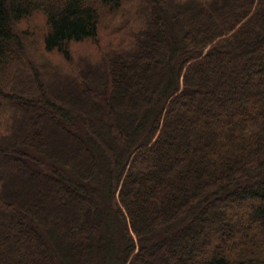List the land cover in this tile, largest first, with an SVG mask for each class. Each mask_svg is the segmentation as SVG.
<instances>
[{
  "label": "trees",
  "instance_id": "trees-1",
  "mask_svg": "<svg viewBox=\"0 0 264 264\" xmlns=\"http://www.w3.org/2000/svg\"><path fill=\"white\" fill-rule=\"evenodd\" d=\"M0 264H264V0H0Z\"/></svg>",
  "mask_w": 264,
  "mask_h": 264
},
{
  "label": "rangeland",
  "instance_id": "rangeland-1",
  "mask_svg": "<svg viewBox=\"0 0 264 264\" xmlns=\"http://www.w3.org/2000/svg\"><path fill=\"white\" fill-rule=\"evenodd\" d=\"M98 44H99L98 47L92 46L91 48L89 47V49L84 47V45L72 46V56H73L72 58L74 60V63H77L74 66H77L78 63L83 61L84 57H86L87 61L90 63V61H95L97 59L99 61L100 58L103 57V55L105 56V37L100 36ZM88 46H90V45H88ZM55 59L57 60V57ZM57 66L58 65H57L56 61H54L51 63V65L49 67L51 69H56ZM101 73H103V71ZM103 74H105V73H103ZM97 87L103 91L105 85L101 84V85H98ZM3 110H4V112L6 111V114L12 113V109H10L8 107V105H5ZM2 114H3V111H2Z\"/></svg>",
  "mask_w": 264,
  "mask_h": 264
}]
</instances>
